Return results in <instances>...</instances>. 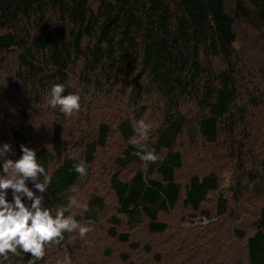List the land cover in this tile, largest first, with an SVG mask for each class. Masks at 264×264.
I'll list each match as a JSON object with an SVG mask.
<instances>
[{
	"label": "trees",
	"instance_id": "16d2710c",
	"mask_svg": "<svg viewBox=\"0 0 264 264\" xmlns=\"http://www.w3.org/2000/svg\"><path fill=\"white\" fill-rule=\"evenodd\" d=\"M243 23L264 40V0H0V62L4 53L18 52L15 74L21 82L18 99L24 112L37 87L54 93L73 74L86 88H120L123 94L129 90L138 104L145 92L138 78L157 93L164 109L151 153L128 143L116 159L121 168L144 160V168H136L129 179L115 171L109 183L117 211L130 226L145 217L148 231L164 233L167 224L158 219L160 212H170L181 199L183 207L208 215L201 205L219 185L215 170L195 173L182 196L175 172L183 165L177 141L184 131L214 146L223 134L222 141L229 144L223 148L235 153L241 172L235 182L236 198L240 201L247 189L263 195L264 174L253 169L254 160L248 159L245 149L250 138L246 120L264 105L259 92L264 57L256 71L239 58L234 44ZM9 131L16 152H29L22 131L13 124ZM118 131L125 141L135 132L129 119L118 124ZM108 132L109 126L100 124L96 140L85 144L78 161L64 154L62 125L53 123L50 149L41 148L33 155L30 190H22L7 215L0 217V264H45L36 258L34 232L39 229L56 245L63 244L68 234L66 205L59 203L44 225L27 214L26 205L33 194L56 201L64 198L91 170L96 149L104 145ZM191 144L197 149L198 138ZM248 160L250 167L243 165ZM216 203V216L231 205L221 196ZM93 206L102 209L99 197L89 201L86 217L94 212ZM112 221L118 223L114 217ZM255 228L245 239L246 261L264 264V210L259 211ZM108 234L129 241L126 233L109 230ZM238 236L245 235L239 231Z\"/></svg>",
	"mask_w": 264,
	"mask_h": 264
},
{
	"label": "rangeland",
	"instance_id": "374dc122",
	"mask_svg": "<svg viewBox=\"0 0 264 264\" xmlns=\"http://www.w3.org/2000/svg\"><path fill=\"white\" fill-rule=\"evenodd\" d=\"M234 45L244 65L256 71L257 62L264 57V40L260 33L243 23L237 30ZM17 53L15 49L4 53L0 62V217L7 215L11 202L22 190H30L33 155L41 148L50 149L53 123L62 125L64 154L78 161L82 160L85 144L96 140L99 125L109 126L104 145L96 149L91 170L82 175L64 198L56 201L33 194L27 203V214L42 225L54 216L59 203H64L68 211V234L63 244L56 245L43 229L34 232L38 243L37 260L45 264H176L180 261L186 264H247L245 239L255 231L258 213L264 210V185L262 196L247 189L240 201L236 198L235 182L241 172L235 153L223 148L225 144L229 146L228 141H222L223 134L217 146L192 137L187 131L177 141L182 145L183 165L176 169L175 179L183 187L182 196L192 174L213 169L219 177L218 189L211 191L201 205L208 215L183 207L180 199L173 210L158 215V219L167 224L166 232L148 231L145 217L136 226H130L126 216L117 211V199L109 179L115 171L120 178L129 179L136 168H144V160L121 168L116 159L122 156L128 143L143 149L146 155L151 153L156 130L162 122L164 101L139 78L138 85L145 92L138 104L129 90L123 94L120 88H86L73 74L68 82L54 88V93L37 87L36 96L31 95L24 112L18 99L22 93L21 82L15 74ZM252 87L250 84L249 88ZM259 92L264 99L263 83L259 84ZM125 119L130 120L135 131L128 141L118 131V124ZM246 122L250 138L245 153L248 159L254 160L253 169L264 174V105L254 110ZM9 124L25 135L29 152H16ZM193 138H198L197 149L191 144ZM243 165L251 166L249 160ZM220 196L231 205L224 215L216 216V201ZM93 197H99L103 207H91L94 212L86 217L88 203ZM113 217L118 223L112 221ZM109 230L126 233L129 241H119L108 234ZM239 231L244 233V238L238 236Z\"/></svg>",
	"mask_w": 264,
	"mask_h": 264
}]
</instances>
